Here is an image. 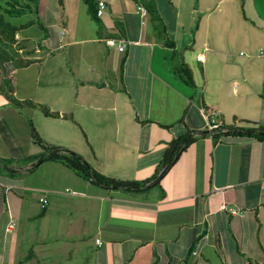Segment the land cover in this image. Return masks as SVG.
Returning a JSON list of instances; mask_svg holds the SVG:
<instances>
[{"label": "crops", "instance_id": "0c3cea01", "mask_svg": "<svg viewBox=\"0 0 264 264\" xmlns=\"http://www.w3.org/2000/svg\"><path fill=\"white\" fill-rule=\"evenodd\" d=\"M104 1L99 20L84 0H64L57 34L40 42L16 34L17 43L33 42L32 51L13 53L33 62L6 64L14 95L71 118L15 107L0 91V159L8 164L0 161V264H18L30 249L44 264H151L155 251L159 264L264 262V140L202 134L212 130L210 116L264 127V0H173L171 20L155 0L165 31L135 0ZM107 38L130 42L120 51ZM166 39L196 88L176 74L180 61ZM30 122L45 144L126 181L158 175L178 137L191 133L195 141L159 185L128 193L60 162L28 161L43 152Z\"/></svg>", "mask_w": 264, "mask_h": 264}, {"label": "trees", "instance_id": "16d2710c", "mask_svg": "<svg viewBox=\"0 0 264 264\" xmlns=\"http://www.w3.org/2000/svg\"><path fill=\"white\" fill-rule=\"evenodd\" d=\"M37 0H29V3H21L20 0H0V76L3 75L4 77L1 78L2 86L0 91H5L7 98L11 101V103L18 108H24L26 106L39 108L43 114L47 117H54V118H67L71 116L68 115H61L59 112L52 111L47 105L42 103L33 102L30 99L21 100L14 95V88L12 85V81L9 77H7V69L6 64L8 62H12L16 67H24L29 65L32 59L25 58V57H17L10 49L4 44V40L6 42H13L16 40V34L29 27L32 22L16 25L12 24L7 16L11 15H21L27 10H32V3ZM136 2L144 5L148 12L151 14L152 18L156 21H159L162 25L163 30L165 31L164 21L159 14L157 9V5L155 0H135ZM86 3L88 10L95 20H99V16L97 15V3L95 0H84ZM199 21H197L196 26H198ZM164 33V32H162ZM167 46L173 48L174 56L177 57L180 61L179 65L176 67V74L189 86L196 88V82L194 79L193 72L191 68L185 63L183 54L176 49V45L174 41H168L166 39ZM244 122H250L245 121ZM32 127V138L36 144L42 147L43 152L38 155H31L28 157V161L36 160L37 163L42 161H53V162H60L64 164L66 167L74 171L78 176L81 178L91 182L94 185H98L101 187L122 190L128 193H146L152 187L159 185L162 175L176 162L179 158L180 154L185 151L188 146L195 141V137L191 134H185L177 139L173 140L169 143V147L166 150L162 161L159 164V171L158 175H155L152 179H148L142 182L138 181H126L121 180L113 177H109L104 175L103 173L96 170L89 164L84 157L79 154L78 152L69 149L63 146H54L45 144L42 139L40 138L39 134L35 130L34 125L30 122ZM212 132L214 140H219L224 136L229 135H238V136H249L255 137L260 140H264V127L258 128H249V127H236L234 125H225L223 124L220 129L218 130H206L203 131L202 134H206ZM0 161L4 165L7 164V160L0 159ZM42 214H40L41 216ZM197 239L193 242L190 246L188 257H190L196 247ZM155 259L151 264H159L160 257L155 251L154 253ZM36 261V264H44L42 261L37 257L36 253L33 249H30L26 255V257L18 264H24L30 261ZM249 264H264V262H260L254 260L252 258L247 259ZM172 260L170 259L171 264ZM187 262V261H186ZM87 263V262H86ZM85 263V264H86Z\"/></svg>", "mask_w": 264, "mask_h": 264}, {"label": "rangeland", "instance_id": "374dc122", "mask_svg": "<svg viewBox=\"0 0 264 264\" xmlns=\"http://www.w3.org/2000/svg\"><path fill=\"white\" fill-rule=\"evenodd\" d=\"M5 1V0H4ZM21 3H29V0H20ZM160 8L162 9L164 15L168 20L173 18L172 4L173 0H158ZM232 1V0H230ZM230 4L232 2H229ZM12 24L20 25L31 23V25L23 30L21 34L34 38L37 42H40L43 38H48L54 36L60 31L61 21L64 19V0H37L32 3V10H27L21 15H11L7 16ZM1 40H3L0 37ZM17 39L13 42H6L4 44L11 48L12 52H19L18 50H24V53H31L33 42H24L23 40L17 43ZM244 50L247 52L246 48L236 49ZM240 54V53H239ZM41 113V112H39ZM64 188V185L63 187ZM29 264H36V261L32 260Z\"/></svg>", "mask_w": 264, "mask_h": 264}, {"label": "built area", "instance_id": "2783aa9c", "mask_svg": "<svg viewBox=\"0 0 264 264\" xmlns=\"http://www.w3.org/2000/svg\"><path fill=\"white\" fill-rule=\"evenodd\" d=\"M106 7H107V4L104 0H99L97 2V15L99 17L104 14ZM138 10L140 11L142 16H146L148 14V10L146 9V7L144 5H139ZM63 33H64V31H62V34ZM105 41L109 46L117 47L120 51H125L128 43L130 42L126 39L118 40V39H114V38H107V39H105ZM198 59L203 61L205 59V55L199 54ZM221 126H222L221 123H219L214 116H210V122H209L210 129L218 130L221 128ZM66 192L73 194V195L85 194L83 192H80L78 190H74L71 188H67ZM39 200H40L42 207L46 208L48 206L49 200H48V197L46 195L41 196L39 198ZM223 208H226V205H223ZM12 225H14V223H12ZM97 242L101 243V240L97 239Z\"/></svg>", "mask_w": 264, "mask_h": 264}]
</instances>
